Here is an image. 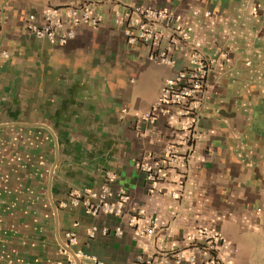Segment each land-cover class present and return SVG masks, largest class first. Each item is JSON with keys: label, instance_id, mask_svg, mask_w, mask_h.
<instances>
[{"label": "crops", "instance_id": "0c3cea01", "mask_svg": "<svg viewBox=\"0 0 264 264\" xmlns=\"http://www.w3.org/2000/svg\"><path fill=\"white\" fill-rule=\"evenodd\" d=\"M75 4L99 24H74ZM138 4L167 6L188 27L174 63L116 23ZM49 7L75 31L65 43L28 27ZM194 50L218 61L189 139L175 113L141 116ZM168 147L185 159L153 183L136 162ZM103 185L115 203L128 197L120 212L71 202ZM204 227L225 237L221 259L264 264V0H0V264H174L171 249L192 251L187 236Z\"/></svg>", "mask_w": 264, "mask_h": 264}, {"label": "built area", "instance_id": "2783aa9c", "mask_svg": "<svg viewBox=\"0 0 264 264\" xmlns=\"http://www.w3.org/2000/svg\"><path fill=\"white\" fill-rule=\"evenodd\" d=\"M61 7H49L45 10V23L40 25L35 22L28 24V27L39 37H45L52 41L65 43L75 36L73 29L61 30L63 20L61 17ZM256 11V7L253 8ZM65 12L74 24L89 22L96 26L100 17L92 14L85 5H68ZM116 23L124 27V33L128 40L135 42L142 40L152 46L151 58L163 63H174L173 54L183 47L184 42L189 38V29L183 23L179 14L167 6L153 7L146 5L131 6L126 13L119 14ZM162 23L167 35L157 28V24ZM3 56H7L6 51H2ZM214 56H206L198 50H194L189 57L188 66L177 71L173 77H169L162 85L160 95L151 109L142 114V119L154 121L159 114L173 115L175 113L182 122V126L187 129L189 139L193 138V128L199 115L203 95L206 91L207 78L217 63ZM185 159L184 155L178 153L174 147H168L164 156L158 160L148 157L138 160L137 166L147 172V178L156 183L165 174V165L171 162H180ZM115 196V192L108 185L101 186L98 190L87 189L73 193L71 202L84 203L92 213L115 212L121 210V206L128 198L123 191L118 192L120 204L110 199ZM118 203V204H117ZM134 220V218H131ZM153 227L145 230V233L152 234ZM187 238L192 244V251L185 253L183 250L172 248L174 264H181L183 259L189 263H196L201 255L203 264H236L231 261L221 259L215 252L217 243L223 242L225 237L217 229L200 228L194 233L188 234ZM202 240V244L198 243ZM77 242L74 231L67 233V243L70 246ZM99 264L101 262L97 261ZM139 264H152L151 258L140 256Z\"/></svg>", "mask_w": 264, "mask_h": 264}]
</instances>
